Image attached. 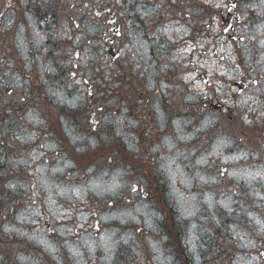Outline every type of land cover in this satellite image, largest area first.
<instances>
[{"label": "flooded vegetation", "instance_id": "af4514ba", "mask_svg": "<svg viewBox=\"0 0 264 264\" xmlns=\"http://www.w3.org/2000/svg\"><path fill=\"white\" fill-rule=\"evenodd\" d=\"M0 264H264V0H0Z\"/></svg>", "mask_w": 264, "mask_h": 264}, {"label": "snow or ice", "instance_id": "6c2138e0", "mask_svg": "<svg viewBox=\"0 0 264 264\" xmlns=\"http://www.w3.org/2000/svg\"><path fill=\"white\" fill-rule=\"evenodd\" d=\"M135 190V189H134Z\"/></svg>", "mask_w": 264, "mask_h": 264}]
</instances>
